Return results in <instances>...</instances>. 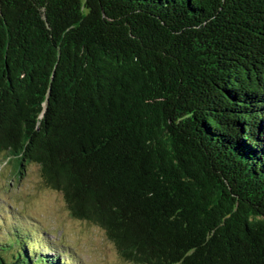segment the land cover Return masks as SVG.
Wrapping results in <instances>:
<instances>
[{
    "label": "trees",
    "instance_id": "1",
    "mask_svg": "<svg viewBox=\"0 0 264 264\" xmlns=\"http://www.w3.org/2000/svg\"><path fill=\"white\" fill-rule=\"evenodd\" d=\"M0 161L126 262L264 264V0H0Z\"/></svg>",
    "mask_w": 264,
    "mask_h": 264
},
{
    "label": "rangeland",
    "instance_id": "2",
    "mask_svg": "<svg viewBox=\"0 0 264 264\" xmlns=\"http://www.w3.org/2000/svg\"><path fill=\"white\" fill-rule=\"evenodd\" d=\"M20 227L33 232L37 253L58 254L67 264H132L100 228L70 217L62 195L43 184L35 165L19 175L13 162L0 161V243Z\"/></svg>",
    "mask_w": 264,
    "mask_h": 264
}]
</instances>
